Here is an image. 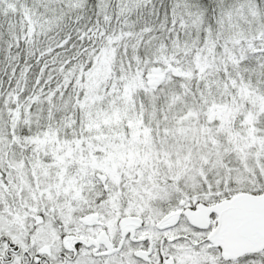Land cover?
<instances>
[{
	"label": "snow or ice",
	"instance_id": "6c2138e0",
	"mask_svg": "<svg viewBox=\"0 0 264 264\" xmlns=\"http://www.w3.org/2000/svg\"><path fill=\"white\" fill-rule=\"evenodd\" d=\"M0 264H264V0H0Z\"/></svg>",
	"mask_w": 264,
	"mask_h": 264
}]
</instances>
